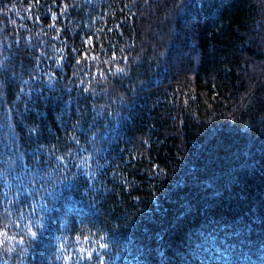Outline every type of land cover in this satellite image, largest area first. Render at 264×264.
<instances>
[{
  "label": "trees",
  "instance_id": "obj_1",
  "mask_svg": "<svg viewBox=\"0 0 264 264\" xmlns=\"http://www.w3.org/2000/svg\"><path fill=\"white\" fill-rule=\"evenodd\" d=\"M0 229V264H264V0H0Z\"/></svg>",
  "mask_w": 264,
  "mask_h": 264
},
{
  "label": "snow or ice",
  "instance_id": "obj_2",
  "mask_svg": "<svg viewBox=\"0 0 264 264\" xmlns=\"http://www.w3.org/2000/svg\"><path fill=\"white\" fill-rule=\"evenodd\" d=\"M84 55H87V53H85ZM22 215H23V212H21V216ZM17 226H19V223L17 224ZM41 227H43V226L41 225ZM25 229H26L27 235L29 237H31L33 239H39L40 238L39 229H34L31 222L25 224ZM0 237H2V238H0V245L4 244L5 240L11 241V240H16V239H18L19 243L23 244L24 239H25L23 235H21L19 237L8 235L6 229H0ZM64 239L67 240V237H65ZM75 239H76L77 243L74 246L78 247V255H76V257H75L76 264H81L82 261H83V264H89V262L92 261L93 259H97V260H99V264H103V260L97 256H94V253L92 251H89L87 248L79 246L80 236H77ZM84 239H88V237H84ZM100 247L106 248L107 245L101 244ZM60 248L65 249L64 243L60 244ZM8 250L11 251V246L9 247ZM65 251H67V249H65ZM62 256L66 261L73 259V255L71 252H68L67 255H63V253H62Z\"/></svg>",
  "mask_w": 264,
  "mask_h": 264
}]
</instances>
